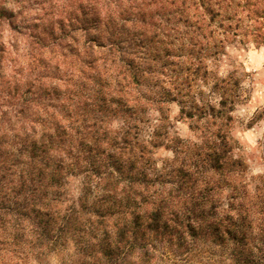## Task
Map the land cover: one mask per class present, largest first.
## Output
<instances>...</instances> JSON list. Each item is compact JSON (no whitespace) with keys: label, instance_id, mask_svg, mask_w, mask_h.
<instances>
[{"label":"trees","instance_id":"1","mask_svg":"<svg viewBox=\"0 0 264 264\" xmlns=\"http://www.w3.org/2000/svg\"><path fill=\"white\" fill-rule=\"evenodd\" d=\"M84 1L54 32L0 0V39L6 29L28 47L20 58L16 38L0 40V264L39 261L69 243L77 264H264V224L248 238V227L210 222L201 192L160 191L129 129L103 128L106 113L138 106L117 93L144 78L142 50L181 41L216 54L242 28L264 45V0ZM69 175L82 184L63 208ZM209 238L217 249L204 246Z\"/></svg>","mask_w":264,"mask_h":264},{"label":"rangeland","instance_id":"2","mask_svg":"<svg viewBox=\"0 0 264 264\" xmlns=\"http://www.w3.org/2000/svg\"><path fill=\"white\" fill-rule=\"evenodd\" d=\"M103 2L113 7V0ZM85 3L91 5V0ZM3 4L21 12L25 24L39 23L38 30L44 31L51 27L58 32L60 26L66 27V18L74 20L79 13L78 0H3ZM236 32L216 54L198 47L191 53L187 45H178L181 41L155 55L142 50L139 62L145 68L144 78L126 93H117L130 104L138 97L139 104L126 112L106 113L103 128L129 129L130 146L142 151L148 174L157 177L160 191L201 192L210 222L221 227L236 222L240 228L248 227L249 238L257 237L264 224V172L250 175L254 168H264V45L251 42L244 28ZM2 34V42L17 39L20 58L27 54L25 36L6 29ZM54 65L50 63V75L59 77L61 71ZM53 82L60 80L53 78ZM114 120L123 121L121 128H111ZM186 133L202 142H193ZM161 150L173 152V157L168 159ZM180 170L188 173V187H179ZM81 182V176L64 177L63 208L76 200ZM204 246L217 249L210 238ZM74 250L69 243L46 258H27L23 264H77ZM213 258H219V253Z\"/></svg>","mask_w":264,"mask_h":264},{"label":"clouds","instance_id":"3","mask_svg":"<svg viewBox=\"0 0 264 264\" xmlns=\"http://www.w3.org/2000/svg\"><path fill=\"white\" fill-rule=\"evenodd\" d=\"M223 75V73H221ZM205 92L208 91V89H204ZM197 103H199V100H197ZM213 103H216L217 104V107H219L218 103L216 101H213ZM173 107H176L175 105H173ZM239 113H234L233 115H237ZM123 124V121H120V120H114L112 123H111V128L113 130H117L119 128H121ZM186 135L195 143L199 144L201 143L202 141L200 139H197V136L196 135H193L191 133H186ZM161 152L163 153L164 156H166L168 159H171L173 157V152L171 151H168V152H163V150H161ZM160 153H157V155H159ZM157 167H160V163H157ZM258 172H264V168H254L251 172L250 175H256ZM33 264H36V261H33Z\"/></svg>","mask_w":264,"mask_h":264}]
</instances>
